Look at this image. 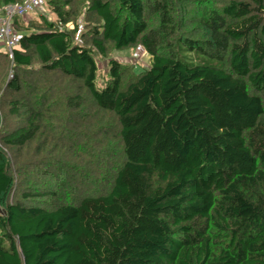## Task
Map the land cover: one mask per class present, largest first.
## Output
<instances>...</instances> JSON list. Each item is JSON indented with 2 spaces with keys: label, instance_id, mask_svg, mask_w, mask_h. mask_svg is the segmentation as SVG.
Here are the masks:
<instances>
[{
  "label": "trees",
  "instance_id": "16d2710c",
  "mask_svg": "<svg viewBox=\"0 0 264 264\" xmlns=\"http://www.w3.org/2000/svg\"><path fill=\"white\" fill-rule=\"evenodd\" d=\"M45 2L0 50V264H264V0Z\"/></svg>",
  "mask_w": 264,
  "mask_h": 264
},
{
  "label": "rangeland",
  "instance_id": "374dc122",
  "mask_svg": "<svg viewBox=\"0 0 264 264\" xmlns=\"http://www.w3.org/2000/svg\"><path fill=\"white\" fill-rule=\"evenodd\" d=\"M34 13L35 14L29 13V14L25 15V17L23 19H26L27 20V19L34 18V17L40 16V15H47L48 18L56 19V15L52 12V10L46 4V2L44 4V6H43V11L42 12L36 11ZM86 22H87L86 18H84L83 14L81 13L79 15V18H78V23L80 24V26H81L80 28L82 30L86 28V27L84 28V26H86V24H87ZM69 26L72 27L73 26V22H71L69 24ZM1 49H4V47L0 43V50ZM111 57L113 59H115V60H118V61L124 63V64H127V63L128 64H131L130 67H133L132 64H135V63H138V66L139 67H143V66L145 67V66H148L149 65V56L144 51V49L142 47H137L135 50L134 49L123 50V51L122 50L121 51H116L115 50L108 57H102V56L96 55V61H97V64H98V69H99L97 84H98L99 87L104 86L106 80L109 78V74H110L109 73V69H110L109 68V59ZM199 60H200L199 58L194 59V62L199 61ZM38 75H41V74H36L34 76H31L30 79H33L34 80V79L37 78ZM11 76H12V72H9L8 78H11ZM88 111H92V110H88ZM106 117H108V116H106ZM108 118H107V120L105 122L108 121ZM81 130L82 131H87V133H90V135L92 133V137L95 138V139L105 140V141L106 140L107 141H111V137H112L111 134H109L108 136H106V134H104L101 130L97 131V126H95L94 123H93L92 128H90L88 126L87 127L82 126L81 127ZM58 132H59V130H58ZM58 132H56V134ZM112 134H113V132H112ZM103 144H106V143L103 142ZM68 146H70V145H68ZM101 146L104 147V145H101ZM70 147L73 148L72 146H70ZM76 149H78V147H76ZM74 150H75V148H74ZM76 154H77V152H76ZM65 161H68V162H78V159L76 158V155H74V157L72 156L70 158H67ZM27 174H28V172H27ZM0 211H1V209H0Z\"/></svg>",
  "mask_w": 264,
  "mask_h": 264
},
{
  "label": "built area",
  "instance_id": "2783aa9c",
  "mask_svg": "<svg viewBox=\"0 0 264 264\" xmlns=\"http://www.w3.org/2000/svg\"><path fill=\"white\" fill-rule=\"evenodd\" d=\"M46 0H24L23 3L10 4L0 12V43L6 49L10 57H13V49L18 45L22 35L14 27L16 16L22 17L31 12L43 11Z\"/></svg>",
  "mask_w": 264,
  "mask_h": 264
},
{
  "label": "clouds",
  "instance_id": "9594fccd",
  "mask_svg": "<svg viewBox=\"0 0 264 264\" xmlns=\"http://www.w3.org/2000/svg\"><path fill=\"white\" fill-rule=\"evenodd\" d=\"M145 51V50H144Z\"/></svg>",
  "mask_w": 264,
  "mask_h": 264
}]
</instances>
